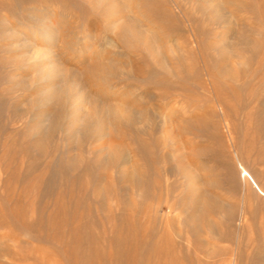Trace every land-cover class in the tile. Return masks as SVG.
<instances>
[{
	"label": "rangeland",
	"instance_id": "rangeland-1",
	"mask_svg": "<svg viewBox=\"0 0 264 264\" xmlns=\"http://www.w3.org/2000/svg\"><path fill=\"white\" fill-rule=\"evenodd\" d=\"M241 166L264 191V0H0V264H264Z\"/></svg>",
	"mask_w": 264,
	"mask_h": 264
},
{
	"label": "bare ground",
	"instance_id": "bare-ground-1",
	"mask_svg": "<svg viewBox=\"0 0 264 264\" xmlns=\"http://www.w3.org/2000/svg\"><path fill=\"white\" fill-rule=\"evenodd\" d=\"M145 116H146V114H145ZM133 118H135V117H133ZM128 122V121H127ZM130 124H132V123H130ZM147 128H149V127H147ZM142 131V130H141ZM150 131V130H149ZM145 132V131H144ZM146 132H148V131H146ZM151 133V132H150ZM150 133H146V134H149L150 135ZM153 133V132H152ZM142 134V133H141ZM153 135L151 134V137H152ZM146 137V136H145ZM150 137V136H149ZM154 137V136H153ZM148 141V140H147ZM149 141L151 142V140H150V138H149ZM145 142V141H144ZM16 143H18L17 141H16ZM16 143H14V144H16ZM21 143V142H20ZM146 143V142H145ZM149 143V142H148ZM148 143H146V144H148ZM19 144V143H18ZM32 145H33V143H31ZM145 144V145H146ZM17 145V144H16ZM21 145V144H20ZM19 145V146H20ZM143 145V144H142ZM157 145V144H156ZM156 145H152V143L151 144H149L148 146L149 147H144V148H147V149H145V150H142L141 151V156H144L146 159H145V163H146V165L147 164H150V163H157V164H160V160H159V155H158V150L156 151L155 150V147H156ZM14 146V145H13ZM18 146V145H17ZM36 145H34V147H35ZM144 146V145H143ZM34 147H31V148H34ZM38 147V146H37ZM57 147V146H56ZM59 147V146H58ZM57 147V148H58ZM19 148V147H18ZM20 148H21V146H20ZM26 148H28V146L26 147ZM25 148V149H26ZM56 148V149H57ZM143 148V149H144ZM16 149V148H15ZM56 149H55V152H57L56 151ZM158 149V148H157ZM28 150H30V149H28ZM37 151V150H36ZM54 152V151H53ZM28 154V153H27ZM54 154V153H53ZM160 154V153H159ZM51 155V156H50ZM49 155V157H47V159L49 158L50 159V157H52V154H50ZM112 156V155H111ZM56 158V157H55ZM93 159V158H92ZM161 159V158H160ZM45 161H47V160H45ZM165 161V160H164ZM93 162H94V160H93ZM44 163V162H43ZM111 163H113V164H115V162H114V157L112 158V160H111ZM164 163V162H163ZM100 166L101 167H105V166H107V159H105V160H103L101 163H100ZM114 166V165H113ZM100 168V167H99ZM44 170V169H43ZM123 171V170H122ZM138 171V170H137ZM146 171H148V172H150V171H153V174L154 175H156V174H158V175H156V176H161V171H162V166H159V167H155V170H154V168L153 167H149L148 165L146 166ZM156 173V174H155ZM99 174V173H98ZM139 174V173H138ZM240 174H241V176H242V178L244 179V181L246 182L247 181V179L248 180H250V182L253 184V186L256 188V190H258V192L262 195V196H264V191L257 185V183H256V181L252 178V176L247 172V170L243 167V166H241V172H240ZM83 175V174H82ZM82 175H80V176H77L75 179H73V180H71V181H69V190H68V193H66V194H64L63 192H59V194H58V196L56 197V200H55V203H56V206H57V208L60 210L59 212H60V214L58 215V213L53 217L55 220H59L58 218H60V215H61V217L62 216H64L65 215V213L66 214H68V216H69V214H71V216L72 217H75L76 216V214H79V213H81V214H83V210L85 209V210H89L88 212L89 213H92V212H94V211H92L91 210V212H90V207L89 206H87V204H82L81 203V201L79 200V198H80V195H81V192H83V193H85L86 191H87V189H88V185L86 184V182L84 181V178L82 177ZM119 176H118V178H120V179H122V180H128L131 184H132V186H134V188L136 189V192H137V194H138V196L140 195V194H143L144 192H146L149 188H150V185H151V183H152V180H151V175H148V174H146V173H143V174H140V175H137V174H135V172H133V174H126V173H124V172H119V174H118ZM88 176V175H87ZM94 176V175H93ZM155 177V176H154ZM91 179V178H90ZM95 181V180H94ZM94 183V182H93ZM248 183V182H247ZM62 184V183H61ZM60 184V185H61ZM62 186V185H61ZM60 187V186H59ZM63 187V186H62ZM62 188H60V190H61ZM66 189V188H65ZM111 190V189H110ZM108 191V193H111V191ZM83 193H82V196H84L83 195ZM112 193H113V191H112ZM105 194H106V196H107V189H106V192H105ZM136 194V193H135ZM143 196V195H142ZM142 200V199H141ZM141 200L139 201V202H141ZM86 202V201H85ZM123 205L125 204L126 206L128 205L127 203L128 202H126V200H124L123 202ZM131 204V203H130ZM130 204H129V206H130ZM136 208V207H135ZM138 208V207H137ZM110 210V209H109ZM109 210L107 211V212H109ZM135 210H137V209H135ZM173 210H175V209H173ZM97 211V210H96ZM138 211V210H137ZM136 212V211H135ZM86 213V212H85ZM84 215V214H83ZM98 215V214H97ZM105 215H108L107 213L105 214ZM109 215H112L113 217L114 216H116V219H119L120 220V223H121V221L122 222H128V221H130L131 219H129V217H127L126 215H124L122 212H120V213H118V214H116L112 209L110 210V213H109ZM66 217H67V215H65ZM133 216H135V215H132L131 217H132V220H131V222L132 221H135L134 220V217ZM89 217V216H88ZM98 217V216H97ZM68 218V217H67ZM188 219V218H187ZM186 219V220H187ZM61 220V219H60ZM64 221V220H63ZM65 222H67V220L65 221ZM93 222V221H92ZM91 222V223H92ZM94 223V222H93ZM131 224H133V223H131ZM87 225V224H86ZM117 227V226H116ZM91 228V229H90ZM119 228H121L120 230H118ZM119 228H115V229H112V230H110V233H111V236H114L113 235V233H117V231L118 232H120V233H123L124 235H125V233L124 232H122V226H120ZM124 231V230H123ZM81 232H83L84 233V235L86 236V239H88V238H91V241H92V238H96L98 235L94 232V230H93V228L90 226L89 227V225H88V228L87 227H82L81 228ZM132 232V231H131ZM153 232H155V230L153 231V229L149 232V238H150V236H152L153 237ZM178 232V231H177ZM176 232V233H177ZM179 232H180V230H179ZM128 233H129V230H128ZM127 233V231H126V236L125 237H130V234H128ZM118 234V233H117ZM156 234V233H155ZM168 234H166V238H170L171 236L170 235H168ZM177 235V234H176ZM186 235V234H185ZM177 236H179V235H177ZM117 236H115V237H113V241H114V238H115V240L117 239H119V238H116ZM123 237V236H122ZM124 237V238H125ZM181 237V236H180ZM98 238V237H97ZM127 239V238H126ZM183 239V238H182ZM119 240H121V239H119ZM95 241V240H94ZM138 242H140V241H138ZM118 242H116V244H117ZM150 243V246L151 247H149L148 249H146V250H144V248H142L141 247V244H139V243H136V245H135V250H136V252H138V253H140V254H142V253H144V252H150L151 250H152V247L154 246L153 245V243L150 241L149 242ZM151 243H152V245H151ZM154 249H157V251H160V248L158 247V248H154ZM87 253H90V251L89 252H87ZM234 262V261H233ZM234 264H236V262H234Z\"/></svg>",
	"mask_w": 264,
	"mask_h": 264
}]
</instances>
